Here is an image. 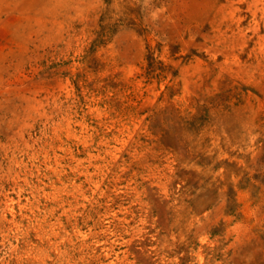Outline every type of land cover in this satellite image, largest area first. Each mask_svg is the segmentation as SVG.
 Returning <instances> with one entry per match:
<instances>
[{
    "label": "rangeland",
    "instance_id": "obj_1",
    "mask_svg": "<svg viewBox=\"0 0 264 264\" xmlns=\"http://www.w3.org/2000/svg\"><path fill=\"white\" fill-rule=\"evenodd\" d=\"M0 264H264V0H0Z\"/></svg>",
    "mask_w": 264,
    "mask_h": 264
}]
</instances>
